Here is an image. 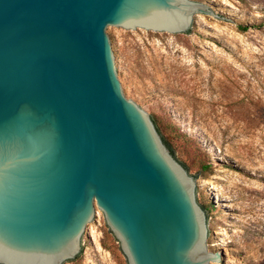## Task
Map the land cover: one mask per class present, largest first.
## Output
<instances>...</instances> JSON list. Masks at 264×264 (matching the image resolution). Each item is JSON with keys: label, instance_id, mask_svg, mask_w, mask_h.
<instances>
[{"label": "water", "instance_id": "water-1", "mask_svg": "<svg viewBox=\"0 0 264 264\" xmlns=\"http://www.w3.org/2000/svg\"><path fill=\"white\" fill-rule=\"evenodd\" d=\"M247 25L218 0H0V264H71L105 220L130 264H233L112 35Z\"/></svg>", "mask_w": 264, "mask_h": 264}, {"label": "rangeland", "instance_id": "rangeland-1", "mask_svg": "<svg viewBox=\"0 0 264 264\" xmlns=\"http://www.w3.org/2000/svg\"><path fill=\"white\" fill-rule=\"evenodd\" d=\"M247 25L200 19L229 40L219 47L201 28L178 37L151 30L112 35L127 55L122 77L175 159L203 187L199 198L221 237L245 254L233 264H264V0H218ZM105 220L92 234L107 264H130ZM71 264H103L90 237Z\"/></svg>", "mask_w": 264, "mask_h": 264}]
</instances>
